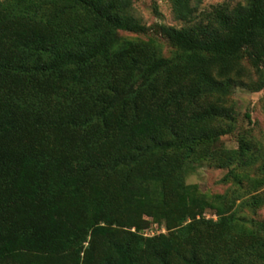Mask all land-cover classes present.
<instances>
[{"label": "trees", "instance_id": "16d2710c", "mask_svg": "<svg viewBox=\"0 0 264 264\" xmlns=\"http://www.w3.org/2000/svg\"><path fill=\"white\" fill-rule=\"evenodd\" d=\"M200 1L171 0L175 18ZM14 3L0 10V263L61 252L76 264H264L263 223L225 215L183 177L190 162L241 157L212 147L229 128L210 122L230 115L198 99L227 85L225 60L260 52L264 0L238 4L219 27L160 26L171 57L117 36L144 30L132 0ZM205 208L215 221L194 218ZM144 217L174 235L126 229Z\"/></svg>", "mask_w": 264, "mask_h": 264}, {"label": "rangeland", "instance_id": "374dc122", "mask_svg": "<svg viewBox=\"0 0 264 264\" xmlns=\"http://www.w3.org/2000/svg\"><path fill=\"white\" fill-rule=\"evenodd\" d=\"M247 2L248 0H201L191 18L182 21L175 18L171 0H132L130 12L144 26V30H118L117 36L129 42L145 43L157 54L171 57L176 49L159 32L160 26L196 29L211 24L210 27H219L221 16L228 14L238 4ZM13 8H17L14 0H0V10L11 11ZM256 41H259L257 43L260 52L257 53L249 46L238 56L225 60V76L229 78L227 85L208 86L198 99L200 107L218 105L230 115L229 119L225 117L210 122L220 128H229L227 133L219 135L212 147L221 154L242 147L241 157L227 166L205 161L190 162L183 171L187 185L194 186L197 193L211 202L224 203V214L234 212L248 228H255L251 221L261 222L264 227V84H260L258 73L259 70H264V35L256 38ZM248 51L258 55L255 61H252ZM214 76L216 79L225 78L224 75L219 77L216 73ZM217 217L214 208H205L194 218L215 221ZM144 218L147 222L138 231L134 227L126 229L137 232L143 238L156 237L163 240L174 235L176 226L167 228L163 220ZM191 220L192 218H186L181 225ZM260 235L264 236V230ZM86 245L87 241L83 246ZM31 257V254H27L16 264H27ZM42 263L76 264L69 253L61 252L44 256Z\"/></svg>", "mask_w": 264, "mask_h": 264}]
</instances>
